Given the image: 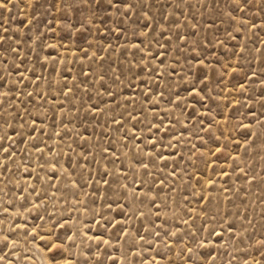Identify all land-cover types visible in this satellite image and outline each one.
Returning <instances> with one entry per match:
<instances>
[{"label": "rangeland", "instance_id": "obj_1", "mask_svg": "<svg viewBox=\"0 0 264 264\" xmlns=\"http://www.w3.org/2000/svg\"><path fill=\"white\" fill-rule=\"evenodd\" d=\"M5 2L0 264H264V0Z\"/></svg>", "mask_w": 264, "mask_h": 264}, {"label": "snow or ice", "instance_id": "obj_2", "mask_svg": "<svg viewBox=\"0 0 264 264\" xmlns=\"http://www.w3.org/2000/svg\"><path fill=\"white\" fill-rule=\"evenodd\" d=\"M109 2L111 3L112 0H109ZM6 7V2L5 0H0V8H5ZM7 240V237H5V241ZM5 247L7 246L6 243L4 245ZM0 251H2V249H0ZM0 258H3V257H0Z\"/></svg>", "mask_w": 264, "mask_h": 264}]
</instances>
